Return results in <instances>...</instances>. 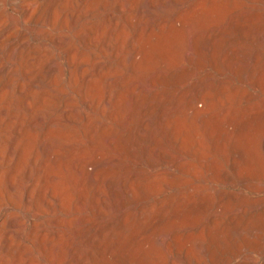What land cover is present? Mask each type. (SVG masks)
Returning a JSON list of instances; mask_svg holds the SVG:
<instances>
[{
	"label": "bare ground",
	"instance_id": "1",
	"mask_svg": "<svg viewBox=\"0 0 264 264\" xmlns=\"http://www.w3.org/2000/svg\"><path fill=\"white\" fill-rule=\"evenodd\" d=\"M263 39L264 0H0V264H264Z\"/></svg>",
	"mask_w": 264,
	"mask_h": 264
},
{
	"label": "rangeland",
	"instance_id": "2",
	"mask_svg": "<svg viewBox=\"0 0 264 264\" xmlns=\"http://www.w3.org/2000/svg\"><path fill=\"white\" fill-rule=\"evenodd\" d=\"M256 46L264 48V39L262 41L261 40H257ZM261 62L264 65V55L261 58ZM155 64H156V62H155ZM263 68H264V66H263ZM262 79H263L262 90H260L259 87H255L254 88L255 89V93H257L256 94V98L257 99H260V97H263V99H264V89H263L264 88V69H263V73H262ZM263 105H264V102L261 103V109L264 110V106ZM262 121L263 122L261 123V125L263 126V129L261 131H259V133H258L259 136H257V141H256V159H257V170H258V174L259 175L254 180L255 184H260V183L264 182V157H263V154H262V150H261V146H260V138H259L261 133H262V131H264V118L262 119ZM262 162H263V164H262ZM159 192H156L155 196H157V197L161 196L162 192L161 191H159ZM256 232H257V235H258V238H259V244H258L259 245V249L264 250V228L257 227L255 229V233ZM256 254H259V253H256ZM256 256L260 257L261 259L264 258V255H256Z\"/></svg>",
	"mask_w": 264,
	"mask_h": 264
}]
</instances>
